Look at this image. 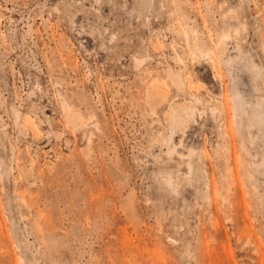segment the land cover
I'll return each instance as SVG.
<instances>
[{
    "label": "rangeland",
    "instance_id": "374dc122",
    "mask_svg": "<svg viewBox=\"0 0 264 264\" xmlns=\"http://www.w3.org/2000/svg\"><path fill=\"white\" fill-rule=\"evenodd\" d=\"M0 264H264V0H0Z\"/></svg>",
    "mask_w": 264,
    "mask_h": 264
},
{
    "label": "bare ground",
    "instance_id": "6f19581e",
    "mask_svg": "<svg viewBox=\"0 0 264 264\" xmlns=\"http://www.w3.org/2000/svg\"><path fill=\"white\" fill-rule=\"evenodd\" d=\"M207 56V55H206ZM211 61H213V59H211ZM214 64V62H213ZM215 66V65H214ZM213 68L215 69L216 67ZM170 71V69H168ZM172 72H169V78L172 80L173 84L179 89H181V87L183 86L184 80L182 79L181 75L177 73H174L173 70H171ZM216 71V69H215ZM217 73V72H215ZM215 78L217 76L216 74H214ZM147 88V87H146ZM147 93V97L149 99V103L151 105V111L153 110L155 112V107L158 105H161V103L165 100L166 97V91H164V89H162L161 87L157 86V85H151L150 87H148V89L146 90ZM146 97V98H147ZM62 106V111H63V117L66 121V123L68 125H70L74 130L77 131H84L85 128H87L88 122L85 120L84 116H82L81 111H77L74 108H72V106L70 104H68L67 102H63L61 104ZM189 107V106H188ZM186 108V107H185ZM150 111V112H151ZM154 114V113H153ZM193 110L189 107L188 109H183L179 112H174V111H169L168 115L169 117L173 118L172 120L175 121V124L177 125H184L187 122V119H190V117H192L193 115ZM170 119V118H169ZM173 122V121H172ZM84 133V132H83ZM90 141V140H89ZM92 142V140L90 141ZM49 150V149H48ZM173 152L175 150V146L173 147ZM50 151V150H49ZM48 151V152H49ZM172 152V153H173ZM191 152V151H190ZM190 154V153H189ZM59 158V157H58ZM30 165V164H29ZM32 166V165H30ZM191 163H188V167H189V173L191 172ZM31 168V167H30ZM33 169V168H31ZM32 171V170H31ZM28 172H26L27 174ZM30 177V176H29ZM28 177V178H29ZM27 178V181H28ZM32 179V178H31ZM33 180V179H32ZM172 178L171 177H167L166 178V183L168 185L172 184ZM32 182V181H31ZM173 186V185H172Z\"/></svg>",
    "mask_w": 264,
    "mask_h": 264
}]
</instances>
